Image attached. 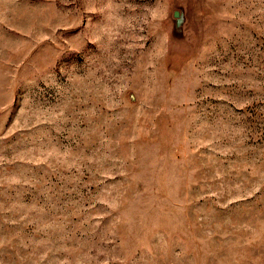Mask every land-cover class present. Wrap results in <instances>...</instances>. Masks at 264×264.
<instances>
[{"label": "rangeland", "instance_id": "374dc122", "mask_svg": "<svg viewBox=\"0 0 264 264\" xmlns=\"http://www.w3.org/2000/svg\"><path fill=\"white\" fill-rule=\"evenodd\" d=\"M0 264H264V0H0Z\"/></svg>", "mask_w": 264, "mask_h": 264}, {"label": "water", "instance_id": "95a60500", "mask_svg": "<svg viewBox=\"0 0 264 264\" xmlns=\"http://www.w3.org/2000/svg\"><path fill=\"white\" fill-rule=\"evenodd\" d=\"M173 17L175 18L173 36L178 37L180 34L179 32L180 28L184 22V18H183L182 12H179V11H175L173 13Z\"/></svg>", "mask_w": 264, "mask_h": 264}]
</instances>
